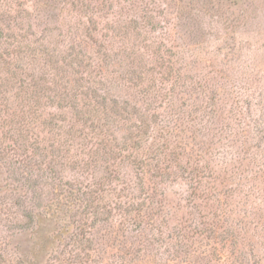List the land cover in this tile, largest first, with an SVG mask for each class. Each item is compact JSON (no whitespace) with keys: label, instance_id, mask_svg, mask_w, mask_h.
I'll list each match as a JSON object with an SVG mask.
<instances>
[{"label":"rangeland","instance_id":"1","mask_svg":"<svg viewBox=\"0 0 264 264\" xmlns=\"http://www.w3.org/2000/svg\"><path fill=\"white\" fill-rule=\"evenodd\" d=\"M0 34V264H264V0H0Z\"/></svg>","mask_w":264,"mask_h":264},{"label":"trees","instance_id":"2","mask_svg":"<svg viewBox=\"0 0 264 264\" xmlns=\"http://www.w3.org/2000/svg\"><path fill=\"white\" fill-rule=\"evenodd\" d=\"M1 34H0V39H1ZM4 30H3V38H4ZM8 37V36H7ZM12 36H9L8 38H11ZM13 38V37H12ZM20 42V41H19ZM8 43V42H7ZM8 45H11L10 43H8ZM6 56L7 57H9L10 56V53H9V51H6ZM63 97V95L62 96H60V98H62ZM109 153H113V150H111ZM22 262H24V264H29V262H27V261H22Z\"/></svg>","mask_w":264,"mask_h":264}]
</instances>
